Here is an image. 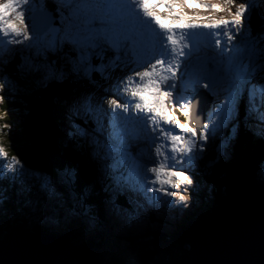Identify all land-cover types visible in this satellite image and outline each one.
<instances>
[{
	"label": "snow or ice",
	"instance_id": "6c2138e0",
	"mask_svg": "<svg viewBox=\"0 0 264 264\" xmlns=\"http://www.w3.org/2000/svg\"><path fill=\"white\" fill-rule=\"evenodd\" d=\"M52 82L71 86L64 140L81 159L33 169L0 151V189L19 183L50 219L89 224L101 206L141 219L187 207L237 125L264 142V0H0V93Z\"/></svg>",
	"mask_w": 264,
	"mask_h": 264
},
{
	"label": "water",
	"instance_id": "95a60500",
	"mask_svg": "<svg viewBox=\"0 0 264 264\" xmlns=\"http://www.w3.org/2000/svg\"><path fill=\"white\" fill-rule=\"evenodd\" d=\"M202 96L206 97V95ZM25 116L24 113L17 122L21 121L19 133H22L27 141V144H24L27 148H20L19 151L23 153L24 150L29 161L46 169L66 164V156L61 152L58 144V129L50 111V104L38 102L26 119ZM239 131L235 127L232 138L224 148L227 159L220 173L226 171L230 177H232L231 153L241 145L242 138L240 139ZM245 177L242 176L244 186L245 183L248 185L250 182L249 188L254 190L257 186L254 183L257 174L253 179L247 177L245 179ZM227 181L223 179V184L226 185ZM233 186L237 187V184ZM247 188L246 193L250 197L235 199L224 209H218L216 219L207 225L200 227L189 225L175 234L177 242L187 243L189 249L191 248L187 254L188 262L181 264H264V195L258 196L256 192ZM208 219L211 218L208 216ZM77 221L83 224L82 220ZM65 226H68V220ZM1 234L0 230V236ZM96 241L94 249L91 247L90 249H97L107 254V251L97 247L102 242ZM87 249L88 246L76 245L70 241L69 236H61L60 233L51 231L43 225L29 229L18 222L11 227L6 237H0V264H58L59 262L92 264L85 256ZM121 255L123 254L114 256V259H119L120 264H122ZM96 260L100 261V258ZM118 261L114 263L118 264Z\"/></svg>",
	"mask_w": 264,
	"mask_h": 264
},
{
	"label": "rangeland",
	"instance_id": "374dc122",
	"mask_svg": "<svg viewBox=\"0 0 264 264\" xmlns=\"http://www.w3.org/2000/svg\"><path fill=\"white\" fill-rule=\"evenodd\" d=\"M245 2L252 4V5L260 4V0H245ZM10 89L8 90L9 93H12L15 90V89L10 90ZM201 92H203V90H201ZM0 95L6 96L4 93H0ZM210 102H211L210 96L208 95H206V97L202 96V99L200 100L201 109L203 111H207ZM1 106H2V103H0V109H1ZM5 119H6L5 116L1 114L0 112V151H3V153L5 154V159L2 162H5L6 164L11 163L12 157L16 156L28 168L46 169L38 164L32 163L31 161L29 162L24 161L23 158H20L18 155H13L12 153H10L9 150L4 149L5 147L3 148L2 145L9 144L7 140L8 133L4 131L7 127L6 123H4ZM228 135H229L228 126L227 124H225L221 129L217 131L216 138L209 145V150L207 152L208 159L215 158L216 156L215 145L219 143L220 141L224 140L225 137ZM261 143L264 145V142H261ZM18 152L20 151L18 150ZM226 155L227 153H225L223 149V154L220 156L219 162L215 165L214 169L210 173L202 172L199 169L196 172H194L195 186L191 189V199L190 201L184 202L185 204H187V207H183V206L177 207L175 206L176 202L173 201L172 207H163L157 211H152V212L160 215V217L166 222L167 221L171 222L172 219H177L178 221H180L182 220L181 218L184 215L186 218H189L187 219L188 221L190 220L191 222L193 221L196 222L197 224L194 223L196 227L202 226V224L200 223L201 219H204L203 217L208 218L209 216L208 213H211L213 211L212 210L211 212H209L210 207L212 206L215 207L216 205L218 206L219 204H222L223 202L226 201L228 197L225 194L223 189L216 190V192L214 193V197H212L210 192L205 193L203 191V188L206 186V183H207L206 179L209 178L208 181L219 182L218 179L220 177L219 179L220 181H223V179L225 180L224 176L222 177L219 175H220L222 166H224V164L226 163V159H227ZM4 171L5 172L8 171L7 167H5ZM254 175L256 176V171L254 172ZM254 175L252 174L253 177H255ZM257 180H258V183L256 180L254 181V183L257 185L256 187H259V185L264 186V181H261L258 178ZM5 184H6L5 186L6 190H10L12 188V185L7 184V182H5ZM18 185H19V191L21 194L24 191V188H22L19 183ZM4 190L2 194H4L5 197H0V226L1 227L8 226L9 220L14 218L13 215L11 216L10 213L7 212L9 211L8 207L10 206L16 208L15 206L16 203L13 200L16 201V198L18 197L17 202L20 203L21 207L24 208V207L29 206V204L27 203L26 197L20 195L14 198L13 194L7 195V191H4ZM231 191L232 192L236 191V188L232 186ZM7 199H8V202H6ZM101 208L100 209L102 210L101 211L102 217H99L95 224H89L88 222L83 220L82 221L83 224L81 225V222L77 221V220H81V218L79 219L78 217H74L68 220V226L63 227V230L65 229L67 231H70L72 234L73 233L76 234L77 237L75 238V240H73L75 241L74 243L76 245H82L83 243L87 242L89 238L92 239L93 245L91 244L88 245L89 249L86 250L87 253L85 255L89 259L88 261H90V263L92 264H110V263L115 264L114 262L118 261L119 259L117 260L114 259V256L118 254H123L120 256L122 258H125V255L126 256L128 255L129 258H132L130 261L126 260V262H125V259L121 260L122 264H168L170 261H173L174 259L178 260L182 258L183 254H185V250L189 249V246H188L189 244L187 243H181V242L179 243V242L169 240L172 237H174L176 233H178L177 225L182 224V226H184L187 223L172 222L170 223L169 226L166 223L163 226L156 227L154 230L153 224L146 225V222H144L143 220L141 221V218H139L134 213H125L119 216H111L103 210L102 206ZM45 210L48 213H50L49 214L50 216L52 215L50 210L48 209H45ZM123 215H127V216L123 217ZM106 216L108 220L106 219L105 221ZM126 217H128V221L130 222L135 221L136 224H131V223L129 224L125 222L127 220ZM116 220H119L120 228L117 226L118 223ZM108 221L111 223V226L108 225ZM26 222L28 223V224L26 223L28 227H34L36 225H43L47 229L58 232L61 235L62 230L61 229L58 230V227H57V230L52 229V227H54L55 225V222L48 223L46 220L43 221L42 217H40L39 219H37L36 217L29 218V220H26ZM188 224H191V223H188ZM122 226H124V228ZM129 226L133 228L137 232V234L130 233L131 229L129 228ZM100 227H101V232H100ZM87 228H90L91 233L94 235V238L92 237V235H90V230L88 231ZM122 229L124 230L122 231ZM138 230H140V235H138L139 234ZM107 231L111 232L112 237L107 236ZM113 232L116 235L122 234L124 236H127L128 234H130L132 238V245L130 247L121 246L119 242L116 241V237H113L115 236ZM100 234L102 236V239H101ZM64 235H66L67 237L69 236L70 239H73L71 238L69 234H67V232H65ZM155 235H163V238L159 241H155V238H153V236ZM96 240H98V242L99 240L102 242L100 243V246H97V247H101L99 249L107 251V254H103L101 253L100 250H97V249L96 250L90 249V247L94 249L93 247H95L94 244L97 242ZM98 258H100V261L96 260ZM72 263L73 262H70V263L59 262L58 264H72ZM118 264H120V261H118Z\"/></svg>",
	"mask_w": 264,
	"mask_h": 264
},
{
	"label": "trees",
	"instance_id": "16d2710c",
	"mask_svg": "<svg viewBox=\"0 0 264 264\" xmlns=\"http://www.w3.org/2000/svg\"><path fill=\"white\" fill-rule=\"evenodd\" d=\"M70 87L71 86L68 84H60V83L52 82V83H49L47 87H39V86L34 85L28 91H24V90L16 91L13 89L15 92L13 91L12 93H9V92L4 93L6 95L5 96L6 98L4 102L2 103L0 112L6 118L5 122L3 121L7 125L4 131L8 133L7 140L9 144L2 145L3 148L5 147L4 149L9 150L10 153H12L13 155H18L20 158H23L24 161L29 162L27 158L28 156L27 154L24 153V150H23V153L18 152L20 148L21 149H23V147L27 148V145H24V144H27V141L23 137L22 133H19L21 129V121L20 123H18L17 121L21 120V116L24 115V113L26 115L25 116V119H26L29 116V113L32 111V108L34 107V105H36V103L46 102L50 104V111L52 113V117L54 119L56 129H58V136H57L58 137L57 140L59 142L58 144L61 147V150H62L61 152L66 156V163L80 161L81 158L79 154L77 153V151L75 150V147L71 143H67L64 140V129H65L64 100L68 95ZM10 90H12V88ZM236 127L238 130H240L239 131L240 139L241 138L242 139L240 140V143H241L240 147L237 150L236 149L233 150L231 153L232 163L230 166V172L232 174V177L228 175L229 174L228 172L226 171L222 172L220 173L219 176H222V177L224 176L225 181L226 179L228 180L226 182V185L223 184L224 183L223 181L219 180L220 177L218 179L219 182L208 181L209 179L208 178L206 179V182H207L206 186L203 188V191L205 193L210 192L212 197H214V193L216 192V190L223 189L225 194L228 197L226 201L223 202L221 205L210 207L209 212L213 210L211 213H208L211 219L209 220L207 217L206 218L203 217L204 219H201L200 221L202 226H205L213 219H216L215 217H217L218 209H221V210L224 209L227 204H230L235 199H243L246 197H250L248 196V193H246L247 187H248L247 189L256 192L255 194H257L258 196L264 195L262 194L264 193V188L255 187L254 190H252L249 188L250 182H248V185H246L247 183H245V186L242 183V176L243 177L246 176L248 179L250 178L253 179L252 174H254L256 170H258L259 161L261 160V158H264V148H262L260 152V148L258 145H262L263 147L264 145L261 143L259 139L249 135V132L246 131L244 128L240 127L239 125H237ZM252 153H254V155ZM84 171H85L86 176L90 178L92 175V170L85 167ZM7 184L9 183L7 182ZM233 184H237V187H235L236 191L234 192L231 191ZM5 186L6 184H4L3 189H0V197H5V195L2 194L3 190L5 189ZM20 186L24 188L22 185ZM4 191H7V195L13 194L14 198L20 195L26 197L28 204H29V201L33 199L32 194L28 191L24 190L20 194L18 184L15 186H12L10 190H4ZM99 199H102V197L98 198V200ZM17 200H18V197L16 198V201L13 200L16 203L15 205L16 208L11 207V206L8 207L9 211L7 212L10 213L11 216L13 215L14 218L9 220L8 226L6 227L0 226V230L2 231V234L0 236L1 238L6 237V235L8 234V231L11 229V227L15 223L22 222L26 224L27 223L26 220H29V218H35L36 216H40V217H44V219H46L48 223L55 222V225L54 227H52V229L57 230V227H58V230L59 229L62 230L61 232H64V231L67 232V234H69L71 238H73V239H70V241H72L73 243L75 242L73 240H75V238L77 237L76 234L75 233L72 234L70 231H67L65 229L63 230V227L66 225V221H65L66 219H64L62 215L60 216V218L52 220L50 219V215H49L50 213H48L45 209L35 208V207L30 206V204L28 207L23 208L20 206V203H18ZM6 202H8V199L6 200ZM99 217H102L101 210H99ZM181 219L182 220L180 221L177 220V221L182 222V223H191L189 225H195L194 223H196L194 221L193 222H191L190 220L188 221L187 219L189 218H186L184 215L182 216ZM81 220L83 221V219ZM142 220L146 222V225L153 224L154 230L156 227L163 226L166 223L169 226L171 223V222H166L165 220L161 219V217L158 214L153 213V212H149L148 214L144 215L141 221ZM173 222H176V219H173ZM177 227L179 229L178 232H180L185 228V225L182 226V224H180V225H177ZM87 230L89 231L90 228H87ZM64 233H61V236H66L64 235ZM130 233L137 234V232L133 228H131ZM138 233H139L138 235H140V230H138ZM113 237H116V241L119 242V244L123 247L125 246L130 247L132 245V238L130 234H128L127 236L118 234ZM153 238H155V241H159L163 238V235H155L153 236ZM169 240H172L175 242L178 241L176 235ZM90 244L93 245L91 238H89L87 242L83 243L82 246H88ZM190 251H191V248L186 249L185 254H183L182 258L178 260L174 259L173 261H170L168 264L187 263L188 262L187 254Z\"/></svg>",
	"mask_w": 264,
	"mask_h": 264
},
{
	"label": "bare ground",
	"instance_id": "6f19581e",
	"mask_svg": "<svg viewBox=\"0 0 264 264\" xmlns=\"http://www.w3.org/2000/svg\"><path fill=\"white\" fill-rule=\"evenodd\" d=\"M196 42L199 43L198 48H200V41H199V39H197ZM259 191H260V190H259ZM124 216H127V215H123V217H124ZM126 218H127V220H126L125 222H127V223H129V224H130V223H131V224H136L135 221L130 222V221H128V217H126ZM116 221H117V223H118L117 226L120 228V222H119V220H116ZM121 223H122V222H121ZM113 224H114V223H113ZM124 259H125V262H126V260L130 261L132 258H129L128 255H127V256L125 255V258H122V260H124Z\"/></svg>",
	"mask_w": 264,
	"mask_h": 264
}]
</instances>
